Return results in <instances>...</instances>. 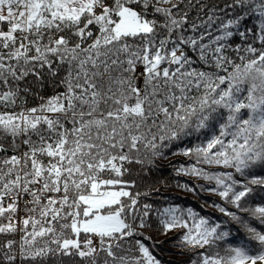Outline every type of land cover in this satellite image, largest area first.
<instances>
[{"label":"snow or ice","instance_id":"obj_1","mask_svg":"<svg viewBox=\"0 0 264 264\" xmlns=\"http://www.w3.org/2000/svg\"><path fill=\"white\" fill-rule=\"evenodd\" d=\"M170 155L198 208L148 202ZM172 241L168 264H264V0H0V264Z\"/></svg>","mask_w":264,"mask_h":264},{"label":"trees","instance_id":"obj_2","mask_svg":"<svg viewBox=\"0 0 264 264\" xmlns=\"http://www.w3.org/2000/svg\"><path fill=\"white\" fill-rule=\"evenodd\" d=\"M184 158L179 156H169L167 159L159 160L156 164L151 165V171L145 168L141 175L144 177V190L158 189V192L153 191L149 198L150 203H153L154 210L162 211L166 207L179 206L182 208L192 207L198 208L204 202L205 198L209 197L207 192L200 191L199 185L206 183L194 177L178 175L175 171L180 166ZM190 184L196 187V191H187L184 189V184ZM211 200H218V197L211 196ZM211 211V209H208ZM219 215V213H216ZM156 217L154 216V219ZM155 227V226H154ZM151 234L157 242L166 240L167 237L157 234L153 231ZM169 235H174L170 233ZM175 241L165 243L163 249L159 251V258L163 264H168L170 261H187V256L177 255V252L182 251L174 246Z\"/></svg>","mask_w":264,"mask_h":264}]
</instances>
